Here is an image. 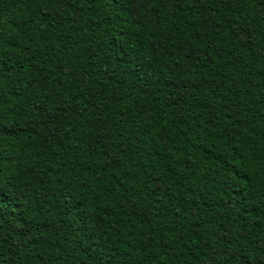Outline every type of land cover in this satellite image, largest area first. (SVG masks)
Returning a JSON list of instances; mask_svg holds the SVG:
<instances>
[{
  "label": "trees",
  "instance_id": "16d2710c",
  "mask_svg": "<svg viewBox=\"0 0 264 264\" xmlns=\"http://www.w3.org/2000/svg\"><path fill=\"white\" fill-rule=\"evenodd\" d=\"M0 264H264V0H0Z\"/></svg>",
  "mask_w": 264,
  "mask_h": 264
}]
</instances>
